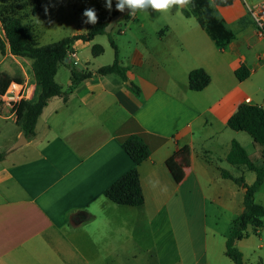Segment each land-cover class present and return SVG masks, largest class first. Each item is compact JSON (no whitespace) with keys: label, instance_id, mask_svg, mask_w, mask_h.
<instances>
[{"label":"crops","instance_id":"1","mask_svg":"<svg viewBox=\"0 0 264 264\" xmlns=\"http://www.w3.org/2000/svg\"><path fill=\"white\" fill-rule=\"evenodd\" d=\"M256 7L264 8V0L214 4L235 34L224 51L199 17L182 13L175 14L165 30L141 29L127 36L132 51L120 62L128 68L129 80L140 88L139 94L117 74H97L101 66L86 70L90 77L72 83L71 69L84 71L76 68V62L80 63L77 48L83 42L74 44L69 68L60 73L59 67L55 76L68 100L52 97L38 118L36 135L0 161V264H120L129 256L136 257L138 240L144 236L150 245L145 252L158 253L157 230L165 225L166 233L174 236L175 218L180 219L178 225L191 227L190 215L204 214L206 225L210 206L230 215L223 238L226 244L245 209V189L224 178L222 170L234 177L239 175L230 166L241 173L248 170L227 160L232 141L247 143L242 131L230 129L227 122L240 104L264 108V39L258 36L250 14ZM107 15L105 11L98 17L106 19ZM131 20H139L136 12L124 20L127 25L120 34H127ZM242 64L251 73L239 81L235 71ZM197 68H203L211 79L202 91L189 87V74ZM133 134L143 138L151 151L138 166L145 197L139 207L116 204L104 195L134 166L123 148ZM21 135L24 132L16 124L14 109L0 104V152ZM255 144L262 162L249 156L263 166L264 147ZM184 146L191 149V162L180 180L167 161ZM206 154L220 162L215 164ZM262 188L264 183L255 194L256 202ZM262 221L264 226V217ZM262 227L256 233L250 224L248 233L256 234V241L250 235L236 240L235 246L242 252L238 245L250 240V249L263 253ZM204 246L200 260L212 264L207 241ZM176 249L178 242L168 243L167 254L173 256ZM243 259L246 264L244 254ZM175 261L184 264L181 257Z\"/></svg>","mask_w":264,"mask_h":264},{"label":"trees","instance_id":"2","mask_svg":"<svg viewBox=\"0 0 264 264\" xmlns=\"http://www.w3.org/2000/svg\"><path fill=\"white\" fill-rule=\"evenodd\" d=\"M231 3L232 0H192L188 7L183 8V13L186 17H199L216 46L224 51L229 43L235 39V34L227 28L223 18L215 11L214 4L224 6ZM41 11L42 4L40 0H33L32 15L37 16ZM116 12L118 11L115 10L113 14ZM131 16L132 14H127L124 19H130ZM110 18L99 19L96 25L88 24L85 33L68 36L59 41L40 46L18 18L14 16L6 17L4 30L7 41L0 36V51L2 54H6V48L8 47L13 56L31 59L33 77L37 83L35 99L33 101H20L15 108L16 124L23 130L26 137L36 135L35 128L38 118L52 97L61 96L65 102L68 100V94L56 82L55 76L59 67L67 63L69 54L77 41L90 42L97 35H109L111 46L115 51L114 61L111 64L99 67L96 72L100 75L117 74L124 82L130 81L128 68L121 64L118 46L111 36L113 31L107 33L105 30ZM103 52L104 48L101 45L97 44L92 48L93 55H101ZM250 73V69L245 64H242L235 71L239 81L246 80ZM90 76V72L71 69L72 83H78ZM14 80L21 81L5 74L0 75V95L4 94L9 84ZM210 80L209 74L203 68H197L189 74V87L192 91H202L209 85ZM130 83L135 93L139 94L141 92L140 88L133 82L130 81ZM227 125L234 131L246 132L253 138L254 142L264 147L263 107L248 103L240 104L237 111L229 118ZM123 148L134 162V166L107 187L104 195L116 204L139 207L144 204L145 197L138 166L150 157L151 151L143 138L136 134L126 139ZM262 154L264 157V149ZM6 155L7 152H0V161L4 160ZM190 157V147L184 146L178 149L167 161V167L182 180L185 176V169L190 165ZM227 160L232 165L245 166L248 170L256 173V180L253 184L248 185L243 176L234 177L229 171L222 170L224 178L232 179L245 189V209L235 220L226 242V256L232 260L233 264H244L243 253L235 246V242L249 236L248 226L250 224L254 225L256 233L263 226L264 206L255 201V194L264 183V165L258 166L255 164L246 148L237 140L232 141Z\"/></svg>","mask_w":264,"mask_h":264},{"label":"rangeland","instance_id":"3","mask_svg":"<svg viewBox=\"0 0 264 264\" xmlns=\"http://www.w3.org/2000/svg\"><path fill=\"white\" fill-rule=\"evenodd\" d=\"M40 2L42 4V11L39 15L33 16V0H0V36L6 40L4 20L8 16H14L21 21L22 25L26 28L28 33L34 37L35 41L40 46H44L68 36L85 33L87 31V25L83 23V20H86L87 17H82V12L85 8H95L98 16L102 12L108 11L107 19L113 14L112 9L109 11L105 7V0H40ZM116 3L117 0H112V6L116 5ZM46 8L47 12L45 11ZM178 13L184 14L183 9L178 12L174 7L169 13L155 12L151 9L147 11L137 10L136 14L139 20L130 21L125 36L119 32L123 25L125 28V25H127L126 21L129 19L126 20L123 18L120 20L115 25L111 35L118 46L119 59H121V57L124 58V60L127 59L126 56L132 51V44L129 43L130 39H128L127 36L135 34L141 29L149 31L165 30L168 24L173 22V16ZM124 20L126 21L124 22ZM140 24H143V28H141L142 26L140 27ZM98 40L99 41L91 42L86 46H83V43L86 42L79 44L77 51L80 63L78 64L76 62L77 69L84 71L92 70L98 66H105L113 62L115 51L111 46L109 35L103 34ZM97 44L104 48V53L95 57L92 53V48ZM70 57L69 55V58ZM68 60L65 65L60 66V73H62L64 69L69 68ZM69 63L71 64V61ZM72 64H74V62ZM1 74H5L13 79H19L21 80L20 82H36L32 72V60L25 57L13 56L9 52L8 47L6 48V54H2L0 51V75ZM60 79H62V76H60ZM64 86L67 87L66 84ZM241 135L247 137V143L244 141L243 146L246 148L248 154L255 162L261 163L262 159L255 148L256 144L252 137L246 132H242ZM12 145L1 152H8ZM206 156L208 160L215 164L220 162V159L214 157V155L211 156L206 154ZM231 167L234 172L233 174L237 173L239 177L244 175L243 177L248 185L254 182H252V180L256 175L252 171L245 170L241 173L235 170L234 166H230V169ZM256 200L264 204V188L258 193ZM214 210H216V212ZM206 217L207 223L204 225V214H201L199 218L194 214L190 215L191 227L187 225H178L180 219L175 218L174 236L166 233L165 225L160 226L157 230V237L159 239L158 253L155 251L150 254L145 252L150 245L146 242L148 237L144 236L143 240H138L140 248L137 250L136 257L132 258V256H129L120 264H180L179 261H175L179 259V257L182 258L184 264H195L196 260H198V264H205V258L200 260V257L204 254L203 252H205V241H207L208 258L212 260V264H233L232 260L226 256V244H224L223 239L229 228V213L221 212L220 209L217 210L214 206H210ZM262 228H264V226ZM249 236L252 240L256 241V234L251 232ZM219 240H221V244H219ZM173 242H178L179 249H176L174 255L171 256L167 254V245L169 243V246H171ZM136 243V247H138L139 244L137 241ZM238 247L241 248L244 254L246 264H264V252L262 253L260 250L255 249L257 251L256 253L253 248L250 249V240H247V242L244 240ZM156 254L160 256L158 257ZM261 260H263L262 263Z\"/></svg>","mask_w":264,"mask_h":264},{"label":"clouds","instance_id":"4","mask_svg":"<svg viewBox=\"0 0 264 264\" xmlns=\"http://www.w3.org/2000/svg\"><path fill=\"white\" fill-rule=\"evenodd\" d=\"M192 0H117L116 10L124 12L125 7L130 9L129 14H134L137 10L147 11L151 9L155 12L169 13L174 7L179 12L191 4ZM105 7L111 11L112 0H105ZM47 12V8L45 9ZM82 17H87L83 20L85 24L96 25L99 22V17L95 8H85L82 12Z\"/></svg>","mask_w":264,"mask_h":264},{"label":"built area","instance_id":"5","mask_svg":"<svg viewBox=\"0 0 264 264\" xmlns=\"http://www.w3.org/2000/svg\"><path fill=\"white\" fill-rule=\"evenodd\" d=\"M254 18L257 34L264 39V8L256 7L250 9ZM36 96V82L12 81L3 95H0V104L7 105L11 109L16 108L20 101H33Z\"/></svg>","mask_w":264,"mask_h":264},{"label":"water","instance_id":"6","mask_svg":"<svg viewBox=\"0 0 264 264\" xmlns=\"http://www.w3.org/2000/svg\"><path fill=\"white\" fill-rule=\"evenodd\" d=\"M130 9H128L127 7H125L124 12H116L115 14H113L105 28L107 33H110L113 31L115 25L122 20L123 18H125V16L127 14H129ZM128 85H130V82H126ZM28 142V139L25 135H21L20 138L12 145V147L10 148L9 151L18 149L19 147L23 146L24 144H26Z\"/></svg>","mask_w":264,"mask_h":264}]
</instances>
